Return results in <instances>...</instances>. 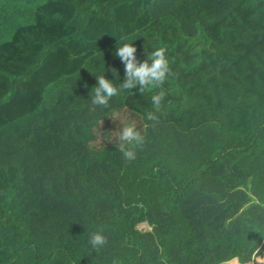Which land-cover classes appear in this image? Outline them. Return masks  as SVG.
Segmentation results:
<instances>
[{
    "label": "trees",
    "instance_id": "obj_1",
    "mask_svg": "<svg viewBox=\"0 0 264 264\" xmlns=\"http://www.w3.org/2000/svg\"><path fill=\"white\" fill-rule=\"evenodd\" d=\"M121 37L166 49L155 127L158 90L92 111ZM228 262L264 264V0H0V264Z\"/></svg>",
    "mask_w": 264,
    "mask_h": 264
},
{
    "label": "clouds",
    "instance_id": "obj_2",
    "mask_svg": "<svg viewBox=\"0 0 264 264\" xmlns=\"http://www.w3.org/2000/svg\"><path fill=\"white\" fill-rule=\"evenodd\" d=\"M121 42L120 46L117 47L115 56L124 65L125 76L123 82L117 86L112 80L107 79L104 74L96 75L97 82L90 94L92 111L95 112L98 108L110 111L113 98L124 91L132 92V89L138 87L140 95H143L146 91L158 90L151 96L154 111L148 112L146 117L148 121L153 122L151 126L155 127L159 123L157 113L161 112L165 99L163 86L173 74L166 55V49L160 47L151 51V53H148V58L141 62L137 58V48L133 43L126 42L124 37H121ZM111 72L113 76L119 79L117 69L112 68ZM113 120L119 123V128L112 131L114 136L110 137L109 140L115 143L116 149L125 160L134 161L137 149L142 148L146 143L145 136L135 121L116 118H113ZM100 133L103 134L101 129ZM88 243L93 249L99 250L107 244V237L102 230L96 231L89 235Z\"/></svg>",
    "mask_w": 264,
    "mask_h": 264
},
{
    "label": "rangeland",
    "instance_id": "obj_3",
    "mask_svg": "<svg viewBox=\"0 0 264 264\" xmlns=\"http://www.w3.org/2000/svg\"><path fill=\"white\" fill-rule=\"evenodd\" d=\"M166 27H169V26L167 25ZM227 264H229V262Z\"/></svg>",
    "mask_w": 264,
    "mask_h": 264
}]
</instances>
